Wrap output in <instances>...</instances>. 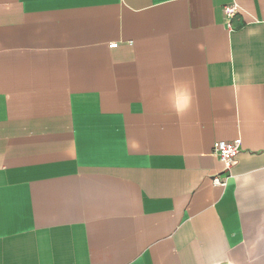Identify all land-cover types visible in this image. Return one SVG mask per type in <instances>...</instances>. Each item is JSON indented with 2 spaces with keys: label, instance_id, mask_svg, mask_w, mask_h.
Wrapping results in <instances>:
<instances>
[{
  "label": "crops",
  "instance_id": "0c3cea01",
  "mask_svg": "<svg viewBox=\"0 0 264 264\" xmlns=\"http://www.w3.org/2000/svg\"><path fill=\"white\" fill-rule=\"evenodd\" d=\"M0 264H264V0H0Z\"/></svg>",
  "mask_w": 264,
  "mask_h": 264
},
{
  "label": "built area",
  "instance_id": "2783aa9c",
  "mask_svg": "<svg viewBox=\"0 0 264 264\" xmlns=\"http://www.w3.org/2000/svg\"><path fill=\"white\" fill-rule=\"evenodd\" d=\"M239 11V5L236 3L225 5L224 12L227 17H234ZM111 47H117L118 43H112ZM242 146V139L236 138L234 140H218L214 143V153L220 157V159L224 162L226 170H230L232 165L234 164L237 155L239 154ZM226 177H222L221 175H215L213 179V185L225 184Z\"/></svg>",
  "mask_w": 264,
  "mask_h": 264
}]
</instances>
